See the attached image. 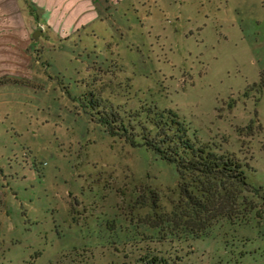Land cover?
Listing matches in <instances>:
<instances>
[{
	"label": "rangeland",
	"instance_id": "1",
	"mask_svg": "<svg viewBox=\"0 0 264 264\" xmlns=\"http://www.w3.org/2000/svg\"><path fill=\"white\" fill-rule=\"evenodd\" d=\"M109 8L86 31L34 23L33 63L0 86V264H264V0ZM151 110L255 189L198 239L165 223L184 206L174 166L101 123Z\"/></svg>",
	"mask_w": 264,
	"mask_h": 264
},
{
	"label": "trees",
	"instance_id": "2",
	"mask_svg": "<svg viewBox=\"0 0 264 264\" xmlns=\"http://www.w3.org/2000/svg\"><path fill=\"white\" fill-rule=\"evenodd\" d=\"M101 123L110 135L120 136L131 146L145 147L174 166L184 206L181 204L178 216L174 213L165 220L171 236L198 239L207 233L213 221L235 216L242 193L255 194L245 167L211 145L201 143L175 112L151 110L126 117L109 112ZM134 264L167 263L145 255Z\"/></svg>",
	"mask_w": 264,
	"mask_h": 264
},
{
	"label": "crops",
	"instance_id": "3",
	"mask_svg": "<svg viewBox=\"0 0 264 264\" xmlns=\"http://www.w3.org/2000/svg\"><path fill=\"white\" fill-rule=\"evenodd\" d=\"M126 1L130 0H0V86L17 84L18 71L33 63L38 47L34 23L59 21L70 31L71 23L77 22L86 31L89 23L110 17L108 5Z\"/></svg>",
	"mask_w": 264,
	"mask_h": 264
},
{
	"label": "water",
	"instance_id": "4",
	"mask_svg": "<svg viewBox=\"0 0 264 264\" xmlns=\"http://www.w3.org/2000/svg\"><path fill=\"white\" fill-rule=\"evenodd\" d=\"M41 34H42L41 31H37V32L34 33V37L37 38V36H39V35H41Z\"/></svg>",
	"mask_w": 264,
	"mask_h": 264
}]
</instances>
